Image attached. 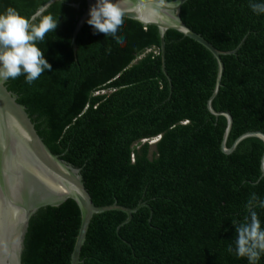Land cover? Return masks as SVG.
I'll return each instance as SVG.
<instances>
[{"label":"trees","instance_id":"trees-1","mask_svg":"<svg viewBox=\"0 0 264 264\" xmlns=\"http://www.w3.org/2000/svg\"><path fill=\"white\" fill-rule=\"evenodd\" d=\"M48 1L0 0V14L11 6L31 16ZM249 3L188 0L181 12L221 51L248 36L236 54L221 57L212 101L233 117L227 147L246 132H264V15ZM86 7L87 0L54 2L44 14L59 19L58 27L38 44L52 70L32 85L23 75L7 83L51 151L81 169L95 205L146 203L128 223L121 211L95 215L81 264H248L228 247L235 249L232 221H243L251 194L264 200V143L251 137L223 153L227 120L208 109L218 74L214 55L169 30L165 73L159 29L127 18L123 45L87 22L73 44ZM254 210L264 227V209ZM80 226L73 200L42 208L30 220L22 264H71Z\"/></svg>","mask_w":264,"mask_h":264},{"label":"water","instance_id":"water-1","mask_svg":"<svg viewBox=\"0 0 264 264\" xmlns=\"http://www.w3.org/2000/svg\"><path fill=\"white\" fill-rule=\"evenodd\" d=\"M56 1L63 0H50L38 11L44 13ZM187 1L173 0L160 4L159 0H114V3L122 9L124 18L159 29L163 61L165 35L169 30L178 31L198 42L214 55L218 63V74L214 93L208 101V109L212 115L223 116L227 120L222 142L223 153H233L242 141L251 137L264 143L263 131H250L239 136L231 147H227L233 117L229 112L216 111L212 105L222 82L224 64L221 57L236 54L248 36L235 50L217 49L183 21L182 6ZM95 3L96 0H87V7L79 17L73 33V44L90 19V9ZM73 6L78 8V5ZM163 70L167 73L165 61ZM7 83L8 80L0 83V264H22L24 241L31 218L42 208L59 207L68 200L75 201L81 211V226L71 257V264H81V251L95 215L121 211L127 214L128 223L133 214L146 203L141 202L135 208L118 203L95 205L84 184L81 169L62 161L51 151L39 135L27 108L18 102L16 93L8 90Z\"/></svg>","mask_w":264,"mask_h":264},{"label":"clouds","instance_id":"clouds-1","mask_svg":"<svg viewBox=\"0 0 264 264\" xmlns=\"http://www.w3.org/2000/svg\"><path fill=\"white\" fill-rule=\"evenodd\" d=\"M159 3L163 4L164 0ZM249 7L255 14L264 15V2L250 0ZM124 15L114 0H96L87 23L108 40L123 45ZM58 23L59 19L51 14L36 11L31 16H23L11 6L0 14V83L23 75L26 83L32 85L45 70H52L38 44L46 42L47 34L54 33ZM259 172L264 179V156L259 160ZM255 208L264 209V200L252 193L245 205L247 215L243 221H232L236 227L235 249L228 247L229 253L234 251L248 264H259L264 255V227Z\"/></svg>","mask_w":264,"mask_h":264},{"label":"rangeland","instance_id":"rangeland-1","mask_svg":"<svg viewBox=\"0 0 264 264\" xmlns=\"http://www.w3.org/2000/svg\"><path fill=\"white\" fill-rule=\"evenodd\" d=\"M102 93H108V91H107V92H102ZM102 93H101V94H102ZM150 143H151V144H154V143H155V140H154V141H151Z\"/></svg>","mask_w":264,"mask_h":264}]
</instances>
